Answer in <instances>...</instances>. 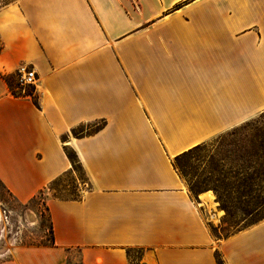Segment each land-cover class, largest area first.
<instances>
[{
	"label": "crops",
	"instance_id": "0c3cea01",
	"mask_svg": "<svg viewBox=\"0 0 264 264\" xmlns=\"http://www.w3.org/2000/svg\"><path fill=\"white\" fill-rule=\"evenodd\" d=\"M19 67L31 96L2 79ZM263 113L264 0L0 4V184L20 205L46 193L52 230L0 264H264V220L216 240L174 167ZM65 148L78 198L49 190L74 173Z\"/></svg>",
	"mask_w": 264,
	"mask_h": 264
},
{
	"label": "rangeland",
	"instance_id": "374dc122",
	"mask_svg": "<svg viewBox=\"0 0 264 264\" xmlns=\"http://www.w3.org/2000/svg\"><path fill=\"white\" fill-rule=\"evenodd\" d=\"M9 0H0V4ZM18 84L17 76L10 77ZM95 123L90 129L98 127ZM81 127L79 131H86ZM178 171L189 193L207 212L210 232L216 240L226 239L264 220V195L255 187L264 176V113L224 133L193 151L178 163ZM246 186L247 189L243 190ZM88 188L81 168L66 174L51 186L52 196L78 198ZM250 188V189H249ZM244 192V197L241 194ZM209 194L207 204L202 195ZM46 193L26 205L16 202L0 184V262L17 247L49 246L50 221ZM139 254L132 250L134 260Z\"/></svg>",
	"mask_w": 264,
	"mask_h": 264
},
{
	"label": "trees",
	"instance_id": "16d2710c",
	"mask_svg": "<svg viewBox=\"0 0 264 264\" xmlns=\"http://www.w3.org/2000/svg\"><path fill=\"white\" fill-rule=\"evenodd\" d=\"M179 7H180V5H177L175 7V9H178ZM2 79L7 83L8 87L10 89V92L12 93V95L14 97L31 96L32 93H33V90L34 89L27 88L26 91H25V93H24L25 96H22V95H20V93H18V90H17L18 89V85H16V87H13L12 82H11V80H10L9 77L2 76ZM103 125H104V123L100 124L98 127H96L93 130L89 129L86 133L87 134L92 133L93 131H95L97 129H100L101 127H103ZM72 134L74 136H79V135L83 134V132L82 131H79V129H78V130H73ZM199 148H200V146H196L193 149L188 150L186 153L182 154L181 156L176 157L174 159V167L176 168V170L178 171V163H179L180 160H182L184 158H187L193 151H196ZM64 151H65V154H66L67 158L71 162L73 171L75 170V167L81 168L80 165H79V163H78V160H77V157H76L75 153L71 149H69V148H65ZM178 173H179V171H178ZM180 176L184 178V175L182 176L180 174ZM258 181L259 182H257L258 184L255 185V187L258 189V191L261 193V195H264V176H263V179L262 180L260 178V180L258 179ZM54 184H55V182L50 185L49 190H51V186H53ZM239 188H243V190L247 189V187L244 186V185H243V187H239ZM41 194H43V193H40V195ZM244 195L245 194L243 192L241 194V196L244 197ZM50 229H51V227H50ZM50 242L52 243V230H51V241ZM215 260H216L217 264H223L222 259H221L220 255L217 252L215 253Z\"/></svg>",
	"mask_w": 264,
	"mask_h": 264
},
{
	"label": "built area",
	"instance_id": "2783aa9c",
	"mask_svg": "<svg viewBox=\"0 0 264 264\" xmlns=\"http://www.w3.org/2000/svg\"><path fill=\"white\" fill-rule=\"evenodd\" d=\"M16 76L18 79V90L24 94L27 88L34 89L36 85V74L35 72L27 67H19Z\"/></svg>",
	"mask_w": 264,
	"mask_h": 264
},
{
	"label": "bare ground",
	"instance_id": "6f19581e",
	"mask_svg": "<svg viewBox=\"0 0 264 264\" xmlns=\"http://www.w3.org/2000/svg\"><path fill=\"white\" fill-rule=\"evenodd\" d=\"M202 199L205 201V203L210 204L211 203V199H210V195L209 194H204L202 195ZM2 225V215H1V211H0V227Z\"/></svg>",
	"mask_w": 264,
	"mask_h": 264
}]
</instances>
